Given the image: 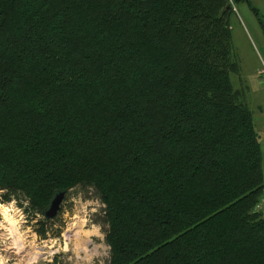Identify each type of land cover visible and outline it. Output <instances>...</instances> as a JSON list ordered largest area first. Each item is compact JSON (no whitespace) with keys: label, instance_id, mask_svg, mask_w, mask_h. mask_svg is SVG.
Here are the masks:
<instances>
[{"label":"trees","instance_id":"1","mask_svg":"<svg viewBox=\"0 0 264 264\" xmlns=\"http://www.w3.org/2000/svg\"><path fill=\"white\" fill-rule=\"evenodd\" d=\"M240 5L264 37L254 0H0L1 202L35 221L91 189L103 264H264V143L230 81Z\"/></svg>","mask_w":264,"mask_h":264},{"label":"rangeland","instance_id":"2","mask_svg":"<svg viewBox=\"0 0 264 264\" xmlns=\"http://www.w3.org/2000/svg\"><path fill=\"white\" fill-rule=\"evenodd\" d=\"M240 7L243 6L237 7V13L229 19L231 43L243 75L253 80L250 70L258 64L259 56H264V49L253 34L256 28L246 21ZM246 12L260 30L254 16ZM259 13L264 21V15ZM236 77L230 76L234 89L238 88ZM257 133L259 141L264 143V134ZM17 203L14 199L6 203L0 199V264H37L39 261L41 264H103L107 261L109 249L103 239L106 225L102 222V205L91 189L75 187L65 194L58 212L44 226L45 238H38L39 226L35 224L36 220L43 221V217L36 215L35 221H28ZM36 248L44 254L37 257Z\"/></svg>","mask_w":264,"mask_h":264},{"label":"crops","instance_id":"3","mask_svg":"<svg viewBox=\"0 0 264 264\" xmlns=\"http://www.w3.org/2000/svg\"><path fill=\"white\" fill-rule=\"evenodd\" d=\"M256 4V8L258 11H260L264 15V0H254ZM246 7H240L241 12L243 13L244 17L247 18L246 21L250 23V25L254 29L253 34L256 37L257 43L264 49V38L260 30H258V27L255 26L251 18L249 17L248 11L250 14L251 12ZM237 13V10L235 11ZM253 16V15H252ZM258 64L254 65V67L250 70L252 73L254 79H247L245 77L244 72L241 70L240 61L237 60L239 70L237 73V82H238V88L240 91L243 92L244 95V101L247 107L249 108L251 115H252V121L253 125L257 132H259L261 135L264 134V86L262 83L258 80V77L256 75V71L258 67L260 66V63L264 64V56H259Z\"/></svg>","mask_w":264,"mask_h":264},{"label":"water","instance_id":"4","mask_svg":"<svg viewBox=\"0 0 264 264\" xmlns=\"http://www.w3.org/2000/svg\"><path fill=\"white\" fill-rule=\"evenodd\" d=\"M63 197H64L63 192H58L52 197L47 208L43 212L44 219H52L56 215V213L59 210L60 204L63 200ZM41 263L42 262L39 261L37 264H41Z\"/></svg>","mask_w":264,"mask_h":264},{"label":"built area","instance_id":"5","mask_svg":"<svg viewBox=\"0 0 264 264\" xmlns=\"http://www.w3.org/2000/svg\"><path fill=\"white\" fill-rule=\"evenodd\" d=\"M256 75L259 79V81L262 83V85L264 86V64L262 63L257 72ZM260 211H262V217L264 218V189L261 192V195L259 197V201H258V206Z\"/></svg>","mask_w":264,"mask_h":264},{"label":"bare ground","instance_id":"6","mask_svg":"<svg viewBox=\"0 0 264 264\" xmlns=\"http://www.w3.org/2000/svg\"><path fill=\"white\" fill-rule=\"evenodd\" d=\"M13 230V229H12ZM14 231V230H13ZM80 239V238H79ZM83 244V243H82ZM19 246V245H18ZM37 249V248H36ZM42 250V249H41ZM93 251V253H94V251H95V249H93L92 250ZM36 256L38 257V256H41L42 254H44V252H42V251H40V249L38 248L36 251Z\"/></svg>","mask_w":264,"mask_h":264}]
</instances>
